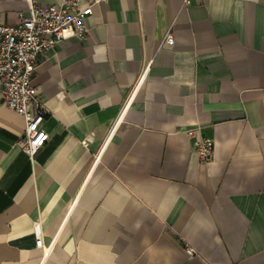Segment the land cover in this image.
<instances>
[{
  "label": "crops",
  "instance_id": "obj_1",
  "mask_svg": "<svg viewBox=\"0 0 264 264\" xmlns=\"http://www.w3.org/2000/svg\"><path fill=\"white\" fill-rule=\"evenodd\" d=\"M87 25L40 60L32 158L0 96V264H264V0H100Z\"/></svg>",
  "mask_w": 264,
  "mask_h": 264
},
{
  "label": "built area",
  "instance_id": "obj_2",
  "mask_svg": "<svg viewBox=\"0 0 264 264\" xmlns=\"http://www.w3.org/2000/svg\"><path fill=\"white\" fill-rule=\"evenodd\" d=\"M100 0H60L54 5H43L38 0H26L28 11L20 15L15 25L0 22V96L8 109L24 117L25 127L18 142L20 149L30 158L41 149L48 135L42 122L48 114L39 99L33 78L44 53L59 42L83 39L88 32L87 19L93 6ZM194 0H182V6ZM163 42L172 46L170 32ZM194 148L200 161L207 164L213 156L214 142L199 138ZM188 255L193 249L187 248Z\"/></svg>",
  "mask_w": 264,
  "mask_h": 264
}]
</instances>
